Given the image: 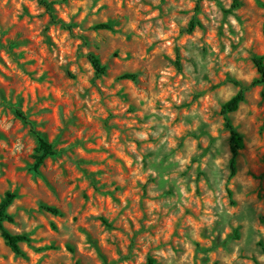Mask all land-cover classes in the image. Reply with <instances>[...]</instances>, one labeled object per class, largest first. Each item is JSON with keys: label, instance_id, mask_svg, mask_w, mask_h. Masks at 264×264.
<instances>
[{"label": "rangeland", "instance_id": "1", "mask_svg": "<svg viewBox=\"0 0 264 264\" xmlns=\"http://www.w3.org/2000/svg\"><path fill=\"white\" fill-rule=\"evenodd\" d=\"M49 1L0 0V264H264V0Z\"/></svg>", "mask_w": 264, "mask_h": 264}, {"label": "trees", "instance_id": "2", "mask_svg": "<svg viewBox=\"0 0 264 264\" xmlns=\"http://www.w3.org/2000/svg\"><path fill=\"white\" fill-rule=\"evenodd\" d=\"M42 6L45 8L46 12L50 16V21L52 23H58L55 15V11L53 8V3L49 0H40ZM195 22L192 21L187 29V32L191 33L195 29ZM96 29L99 30H111L112 25L110 23L99 24ZM89 61L92 64L97 75H103L106 73V68L101 65L99 58L96 55L90 54ZM254 64L257 68L259 78L254 83L255 85H263L264 86V58L263 57H255ZM137 78L136 75L125 74L122 76V79H130L135 81ZM235 84L239 87L241 85L238 82ZM264 96V91H263ZM245 101V93L244 89L241 87L240 91L232 97L229 101H227L222 106V113L225 117L226 126L230 130L231 133V151L233 154V161L231 165L232 173H235V158L238 155V151L242 148V136L237 132V130L232 126L231 121L229 119V115L236 112L239 109V106L242 102ZM15 115L21 119L25 124L31 125V132L35 136L38 147L36 149L37 155L35 156V162L31 167V171L35 174L39 173L40 167L44 164L45 160L49 157H55L59 154V152L55 149V146L50 143L40 132L36 131L33 123L28 119V116L18 108H13ZM17 198L16 193L8 192L6 193L4 199L0 202V234L6 245L11 249V251L17 256H23L24 252L21 248V244L30 243L31 238L28 235L24 234H12L6 227V222H12L13 217L9 214L8 210L14 200ZM48 212L59 215L60 210L51 207L44 206L43 207ZM153 261H151L152 263ZM153 264V263H152Z\"/></svg>", "mask_w": 264, "mask_h": 264}]
</instances>
